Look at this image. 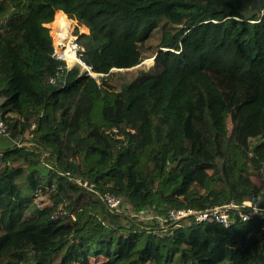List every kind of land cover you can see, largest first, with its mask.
I'll return each instance as SVG.
<instances>
[{
	"label": "trees",
	"instance_id": "obj_1",
	"mask_svg": "<svg viewBox=\"0 0 264 264\" xmlns=\"http://www.w3.org/2000/svg\"><path fill=\"white\" fill-rule=\"evenodd\" d=\"M65 12L98 76L53 54L46 23L72 28ZM0 98V264H264V214L156 234L100 196L162 215L264 203V0H0Z\"/></svg>",
	"mask_w": 264,
	"mask_h": 264
},
{
	"label": "built area",
	"instance_id": "obj_2",
	"mask_svg": "<svg viewBox=\"0 0 264 264\" xmlns=\"http://www.w3.org/2000/svg\"><path fill=\"white\" fill-rule=\"evenodd\" d=\"M65 15L69 20L74 21V18L70 17L67 13ZM75 23H72L71 29V41L74 45V55L69 59L64 54V45L60 44L57 41V38L53 40L54 42V55L58 58L65 59L68 63V66H72L73 63H78L83 70H85L91 76H98L101 72L97 71L93 64L88 62L83 56L84 46L79 45L77 42V36L73 34ZM60 30V27H56ZM57 30V31H58ZM56 31V33H57ZM78 35V34H77ZM117 130V128H114ZM0 133L10 134L8 126L3 119L0 118ZM76 182L84 186L89 190H96L95 182L84 180L81 176H76L74 178ZM102 200L106 204L107 208L115 213H123L124 204L123 196L118 195L112 192H107L101 195ZM63 208V207H61ZM61 210V209H60ZM127 213V212H125ZM131 218L145 219L147 221L157 219L159 225L150 226L156 234H161L165 232L170 225L175 223H181L185 221L187 223L197 222V223H206V222H216L223 224L225 226L231 225L236 220V215H240L244 218H250L256 214H264V203H261L260 200L247 198L242 202L229 201L223 204L214 205L207 208H197L193 206L186 207H171L166 214H157L151 210H139L128 212ZM59 210L56 211L55 215H59Z\"/></svg>",
	"mask_w": 264,
	"mask_h": 264
},
{
	"label": "rangeland",
	"instance_id": "obj_3",
	"mask_svg": "<svg viewBox=\"0 0 264 264\" xmlns=\"http://www.w3.org/2000/svg\"><path fill=\"white\" fill-rule=\"evenodd\" d=\"M54 20L55 18L46 23L47 26H49L50 28V34L52 35L53 37V40L55 39V35L57 34L61 40V42H63V38L64 36H62L61 34L58 33V28L56 27H60L61 28V24L58 25V26H55L54 24ZM75 27H74V31H73V34L77 36V39H78V35H77V29L80 31V32H85L86 28L83 24H79L77 20H75ZM71 26V25H70ZM171 29H173V27L171 26L170 27ZM57 31V33H56ZM163 38V29L162 28H157L153 34V36L150 38L149 40V44H151V48L149 50H147L148 52H152L161 42ZM80 45V44H79ZM146 49V48H145ZM153 59V57H149V58H146L144 60L145 63H149L151 62ZM143 65H140V66H135L131 69H114L113 72L108 76V80L110 83H112L115 87H121L124 83H126L127 81H129L130 79H132L139 71V69L142 68ZM1 98H0V102H1ZM1 116V114H0ZM1 118V117H0ZM32 135L31 134H28L26 136H24L23 138H25V143L27 144H32V141L29 139ZM13 141H20L19 138L17 139H12ZM258 139H254L253 142H257ZM254 180L256 181V183L258 185L261 184V178L258 176V175H254L253 176ZM29 182L27 179H25V181H23L21 183V187H22V192L24 195H32L35 197L34 199V204L38 207V206H49L52 204V194H53V191L51 188H44V189H41L40 187L39 188H36V189H33L32 186H29L28 185ZM63 206V204H62ZM65 208V207H64ZM128 213V211H130L129 209L127 210V208L125 209ZM150 227V226H149ZM151 230V229H149ZM94 264H101L103 258L102 257H98V258H94L92 259ZM72 264H79V263H72Z\"/></svg>",
	"mask_w": 264,
	"mask_h": 264
},
{
	"label": "bare ground",
	"instance_id": "obj_4",
	"mask_svg": "<svg viewBox=\"0 0 264 264\" xmlns=\"http://www.w3.org/2000/svg\"><path fill=\"white\" fill-rule=\"evenodd\" d=\"M60 26H61V29L58 30V33L61 34L62 36H64V38H63L64 41L61 42V41H58V39H57V41L60 44L64 45V49H63L64 54L66 56H68L69 59H71L74 55V52H75L74 45L71 41V29L72 28L68 22H62ZM55 37L58 38L57 34L55 35Z\"/></svg>",
	"mask_w": 264,
	"mask_h": 264
},
{
	"label": "crops",
	"instance_id": "obj_5",
	"mask_svg": "<svg viewBox=\"0 0 264 264\" xmlns=\"http://www.w3.org/2000/svg\"><path fill=\"white\" fill-rule=\"evenodd\" d=\"M85 26V25H84ZM85 32H89V28H86Z\"/></svg>",
	"mask_w": 264,
	"mask_h": 264
},
{
	"label": "clouds",
	"instance_id": "obj_6",
	"mask_svg": "<svg viewBox=\"0 0 264 264\" xmlns=\"http://www.w3.org/2000/svg\"><path fill=\"white\" fill-rule=\"evenodd\" d=\"M62 11V10H61ZM62 12H64V11H62ZM66 13V12H65ZM75 19V18H74ZM75 20H77V19H75Z\"/></svg>",
	"mask_w": 264,
	"mask_h": 264
}]
</instances>
